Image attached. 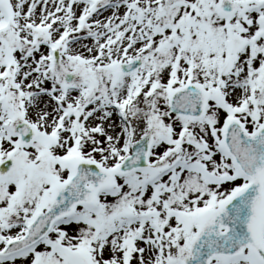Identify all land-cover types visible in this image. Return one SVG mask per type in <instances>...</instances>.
Wrapping results in <instances>:
<instances>
[{
    "label": "snow or ice",
    "instance_id": "obj_1",
    "mask_svg": "<svg viewBox=\"0 0 264 264\" xmlns=\"http://www.w3.org/2000/svg\"><path fill=\"white\" fill-rule=\"evenodd\" d=\"M0 264H264V0H0Z\"/></svg>",
    "mask_w": 264,
    "mask_h": 264
}]
</instances>
